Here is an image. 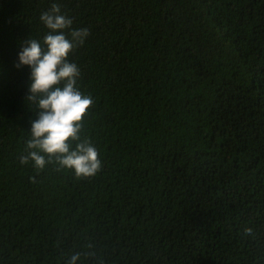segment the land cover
Returning a JSON list of instances; mask_svg holds the SVG:
<instances>
[{"label":"trees","instance_id":"16d2710c","mask_svg":"<svg viewBox=\"0 0 264 264\" xmlns=\"http://www.w3.org/2000/svg\"><path fill=\"white\" fill-rule=\"evenodd\" d=\"M124 2L0 0V49L2 39L13 50L38 40L36 23L53 3L72 29L89 30L71 57L77 85L93 100L81 139L103 164L80 179L54 165L39 172L31 161L22 165L35 108L13 84V63L0 61V264H60L61 251L69 260L80 253L78 264H122L116 237L128 242L133 264H264V209L235 191L264 198V103L252 93H264V0H176L179 7L154 20L142 41L132 13L144 3ZM104 49L108 62L129 60L127 71L104 65ZM88 63L94 67L84 71ZM131 83L136 97L164 110L131 118L138 101ZM12 185L28 202L14 197ZM160 209L180 225L150 212ZM90 224L97 256L88 261L83 225Z\"/></svg>","mask_w":264,"mask_h":264},{"label":"clouds","instance_id":"9594fccd","mask_svg":"<svg viewBox=\"0 0 264 264\" xmlns=\"http://www.w3.org/2000/svg\"><path fill=\"white\" fill-rule=\"evenodd\" d=\"M40 19L49 30L48 33L43 42L31 38L25 41L16 64L18 68L24 65L31 68L32 82L26 101L33 105L36 115V119L31 122V138L26 142V154L20 156V163L23 165L31 161L37 172L54 165L57 171H74L78 179L90 178L102 168L95 146L87 138L81 139L83 119L93 105V100L76 87L80 70L68 59L69 54L84 43L89 30L72 29L73 20L63 14L61 5L56 3L42 12ZM65 30H68L67 34ZM244 101L240 99L242 104ZM235 191L255 200L264 209V198L253 197L247 190ZM150 212L168 225H180L168 210ZM83 227L87 260H94L97 253L91 233L86 230L88 226ZM252 234L251 227L244 228V235ZM114 241L118 249L116 261L133 264L128 242L118 237ZM79 258L80 253L72 255L69 260L63 251L59 252L60 264H78L76 261Z\"/></svg>","mask_w":264,"mask_h":264},{"label":"rangeland","instance_id":"374dc122","mask_svg":"<svg viewBox=\"0 0 264 264\" xmlns=\"http://www.w3.org/2000/svg\"><path fill=\"white\" fill-rule=\"evenodd\" d=\"M110 1H113V0H110ZM133 1H141L144 3L143 6L136 9L135 12L132 13V16L134 17L133 22H136L135 23V32L137 33L138 39L141 41L148 37V31H149L150 24H152L154 22V20L160 19V16L167 11L174 12L175 8L179 7L176 0H170L171 1L170 4H168V0H165L164 6L152 3L151 0H125V2L123 3L124 8H129L130 3H132ZM16 3H18V2H16ZM137 18H141L142 19L141 22H138ZM36 24L37 25L40 24V32H39L38 36L33 37V38L38 37V40L43 42V38L48 33L49 30L47 29V27L43 24V22L41 20L39 22H37ZM67 31L68 30H65L66 34H67ZM68 38L70 39V37H68ZM26 40H28V39H26ZM26 40L21 42L17 46V48L15 50H13V48L9 47V45H8V43H9L8 38L2 39L1 40V49H0V61L1 62H10V63H13V65L15 66L16 76L13 80V84L18 86L19 88L23 89V91L26 95L25 99H24L25 106H26V108L27 107L29 108L28 110L33 111V109H34L33 105L29 106V105H31V103L26 101V97L29 94V86L32 82L30 79L31 68L27 65L21 66L19 68L16 67V64L18 62V53L21 51L22 45L24 44V42ZM108 46H112L111 43ZM84 54L87 57H91L92 55L95 54V50L90 45V42L85 43ZM105 56H106V54H105V49H104L102 51V54H101V62L110 68H117L118 69L121 65H123L125 67V70L127 71V67H129V65L131 64V62L129 60H126L122 55H119L115 62L106 61ZM68 59L70 62L75 63L77 65V63L71 57V53L69 54ZM93 67L94 66L91 63H88L85 66L84 71H90ZM132 75L133 74H127V78L131 77ZM76 87H78L80 89L79 91L82 94H84V90L81 89V88H84L83 86H78L76 84ZM131 87H132V92L134 93V95L136 97V95H138L140 91H139V89L134 87L133 83H131ZM252 93H254V96H256L257 99L261 103H264V93L263 92H260L259 90H253ZM218 96H219V98L221 97L222 99L227 98V96L225 94H222V93L218 94ZM136 98H138V101H136L135 104L132 106L133 114H131V118H135L137 122H139L140 118L150 109L151 110H156V109L157 110H164V108L158 109V107L160 105L148 100L146 97H143V98L136 97ZM206 98H207L206 100L208 102H211L214 99L213 97H209V96H207ZM240 107H243V109L245 111H247L248 115H251L250 108H248L246 106V104H242ZM168 109H169L170 113L175 112V114H176L175 120L178 121L181 118V115H180L181 113H180V111L177 112L176 108H168ZM250 125H251L250 122H248L247 126H246L248 130L250 129ZM111 165H112V162H109L108 167ZM11 187H12V192L14 194V197L19 202H21V203L28 202L25 199L26 194L22 188H21L22 189V191H21L18 188V186H16V185H12ZM93 228L94 227L90 224L88 227H86V230H87V232L92 233Z\"/></svg>","mask_w":264,"mask_h":264}]
</instances>
